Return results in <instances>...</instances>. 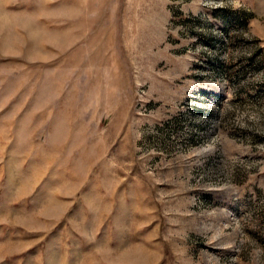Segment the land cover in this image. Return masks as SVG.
Listing matches in <instances>:
<instances>
[{"label": "rangeland", "instance_id": "rangeland-1", "mask_svg": "<svg viewBox=\"0 0 264 264\" xmlns=\"http://www.w3.org/2000/svg\"><path fill=\"white\" fill-rule=\"evenodd\" d=\"M0 264H264V0H0Z\"/></svg>", "mask_w": 264, "mask_h": 264}]
</instances>
